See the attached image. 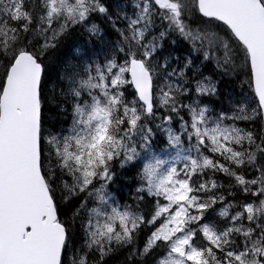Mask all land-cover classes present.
<instances>
[{
  "label": "snow or ice",
  "instance_id": "6c2138e0",
  "mask_svg": "<svg viewBox=\"0 0 264 264\" xmlns=\"http://www.w3.org/2000/svg\"><path fill=\"white\" fill-rule=\"evenodd\" d=\"M119 251L264 264V0H0V264Z\"/></svg>",
  "mask_w": 264,
  "mask_h": 264
},
{
  "label": "trees",
  "instance_id": "16d2710c",
  "mask_svg": "<svg viewBox=\"0 0 264 264\" xmlns=\"http://www.w3.org/2000/svg\"><path fill=\"white\" fill-rule=\"evenodd\" d=\"M181 39H183L182 45H184L185 48L180 45L181 44L180 41H178L176 45L171 46V50L175 51L177 54L187 53L189 51V49L191 48V44L187 40H185L183 37H181ZM178 40H180V39H178ZM68 43L78 45V46H83L84 45V38L79 36V35H74L69 40ZM62 52H63V50H61V52H58L56 55H54L52 57L51 60L48 61V65H49L48 72L51 76V80L54 82L56 81L57 73L60 70V65L57 62V57L59 55H61ZM193 55H195V53H193ZM51 87H52V84L50 83L49 88H51ZM70 120H71L70 116H66L65 114H61L60 112H58L57 108L54 106H49L45 110V128L46 129H51L52 131H59L61 126H67L70 123ZM125 191H127V190L125 189ZM119 253H121V251L115 252L113 255H110L107 258V260L105 261V264H110V263L111 264H114V263L119 264L120 261L116 262V259L111 258V257H115Z\"/></svg>",
  "mask_w": 264,
  "mask_h": 264
},
{
  "label": "rangeland",
  "instance_id": "374dc122",
  "mask_svg": "<svg viewBox=\"0 0 264 264\" xmlns=\"http://www.w3.org/2000/svg\"><path fill=\"white\" fill-rule=\"evenodd\" d=\"M178 39H180V40H178V41L181 42L180 45H181L182 47L185 48V46L182 45V43H183V39H181V37H179ZM185 45H186V44H185ZM70 121H71V120H70ZM123 256H124V253L121 252V253L117 254L115 257H111V258L116 259V262H119V261H121V260L123 259ZM111 258H110V259H111ZM110 264H111V263H110ZM114 264H117V263H114Z\"/></svg>",
  "mask_w": 264,
  "mask_h": 264
},
{
  "label": "bare ground",
  "instance_id": "6f19581e",
  "mask_svg": "<svg viewBox=\"0 0 264 264\" xmlns=\"http://www.w3.org/2000/svg\"><path fill=\"white\" fill-rule=\"evenodd\" d=\"M51 121V120H50ZM122 252V251H121Z\"/></svg>",
  "mask_w": 264,
  "mask_h": 264
}]
</instances>
